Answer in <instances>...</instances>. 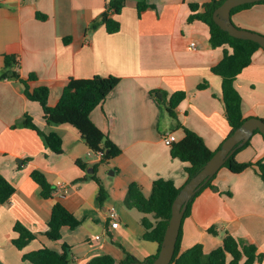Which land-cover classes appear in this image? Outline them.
Instances as JSON below:
<instances>
[{"label":"crops","instance_id":"1","mask_svg":"<svg viewBox=\"0 0 264 264\" xmlns=\"http://www.w3.org/2000/svg\"><path fill=\"white\" fill-rule=\"evenodd\" d=\"M109 1L0 2V68L3 55H16L15 70L22 79L35 77L27 81L30 89L47 87L48 105L57 103L71 77L119 78L90 112V119L120 149L105 162L89 158L88 147L75 127L46 124L38 103L24 96L21 82L0 80V173L14 189L0 203V264H32L23 259L24 254L43 247L62 252L63 243L68 246L69 264H87L103 254L112 256L117 264L123 249L140 263L157 253V243L143 238L146 229L142 222L155 220L124 204L128 186L135 183L144 196L159 178L181 187L187 181V164L171 157L170 147L162 141L166 132H172L176 140L183 132L172 130L173 121L150 95L151 90L164 91L167 98L174 92L184 93L174 110L176 118L210 150H216L229 135L221 103V77L211 72L223 49L210 46L205 23L188 20L192 8L202 12L214 0H146L151 6L140 14L138 0H124L120 12L111 14L119 22L117 32L108 33L102 24L89 30ZM230 19L238 28L264 35V3L238 9ZM234 86L242 99V116L264 120L263 49L253 53ZM25 113L45 134L60 138V153L52 152L41 136L21 126ZM248 140L236 150L234 159H264V137L253 133ZM33 170L40 171L52 187L50 197L40 195L30 177ZM99 186L105 194L101 200ZM55 203L63 205L78 225L63 226L60 239L51 240L45 233ZM111 208L117 211L115 226L110 225ZM16 222L35 235L21 249L12 243L17 237ZM210 226L255 244L262 257L259 264H264V183L254 168L239 173L218 169L210 186L193 198L189 214L181 221L180 249L196 243L206 252L218 247L222 236L208 233Z\"/></svg>","mask_w":264,"mask_h":264},{"label":"trees","instance_id":"2","mask_svg":"<svg viewBox=\"0 0 264 264\" xmlns=\"http://www.w3.org/2000/svg\"><path fill=\"white\" fill-rule=\"evenodd\" d=\"M223 0L211 1L204 5L202 12H196V7L192 8V13L188 20H200L206 24L209 33V44L212 48H222L223 56L221 60L211 68V72L221 77V103L223 105V115L230 126L229 135L247 118L242 116L241 104L242 99L234 86L237 75L243 68L251 62L253 53L262 49L257 43L238 39L229 35L226 31L220 29L212 20L213 10ZM255 3H264V1L243 4L233 8L230 12L246 8ZM124 6V0H110L104 11L100 14L99 20L93 21L88 29L92 30L97 25L102 24L108 33H114L119 30V22L111 17V14H118ZM151 5L146 0H138L136 9L138 14ZM264 50V49H263ZM18 64L16 55H3V65L0 68V80L15 79L22 83L23 94L26 99L37 102L41 108L42 119L48 125L70 124L75 127L85 143V145L94 152H101L102 156L99 162H105L117 156L120 149L114 145L108 137L102 132L90 119V112L97 107L106 97V95L116 86L119 78L113 75L99 76L94 75L89 78H69L63 87L60 98L53 106L48 105V89L45 86L29 88L27 81L35 80L33 75L22 79L15 67ZM204 87L200 85L199 88ZM150 95L162 104L168 116L173 121L172 130L182 129L183 136L175 140L170 147V155L185 162V172L187 180L192 177L204 163L217 151L210 150L203 143L202 139L193 131L182 126L176 118L175 108L177 103L183 98L184 93L181 91L174 92L169 98L161 90H151ZM21 126L29 128L43 138L44 144L54 153L61 152L60 138L54 133L45 134L32 120L31 116L24 114L21 120ZM254 133H259L255 130ZM228 135V136H229ZM247 140L241 147L248 144ZM240 147V148H241ZM239 148V147H238ZM236 148V150L238 149ZM236 150L225 161L222 167H226L232 173H239L247 168H254L264 183V159L255 162H238L234 159ZM215 175V174H214ZM208 182L201 187L188 202L183 214V218L189 214L190 204L193 198L206 186ZM31 179L39 186L40 195L43 198L51 196L52 187L46 181L44 175L37 170L30 174ZM97 181V179L92 176ZM182 187V186H181ZM181 187H176L170 180L162 178L153 181L151 192L144 196L140 188L131 183L128 186L124 204L127 207L135 208L143 214L152 215L155 222H148L143 219V226L146 231L143 238L157 243L158 250L163 236L164 229L170 217L171 203ZM213 186H211L212 188ZM13 187L10 182L0 173V203L5 202L12 194ZM105 196L103 189L99 186L98 199ZM182 218V219H183ZM78 225V220L60 203L52 206L49 220L47 222L46 236L51 240L60 239V229L63 226L74 228ZM17 237L12 240L16 248H23L35 235L25 228L19 222L13 226ZM208 233L213 235L221 234V244L210 250L204 251L201 243L180 249L181 224L175 243L174 254L169 264H259L261 255L257 253L255 244L248 242L243 238H236L226 231H217L214 226L207 229ZM157 250V252H158ZM124 256L117 264H141L137 259L123 249ZM157 253L148 257L144 264H149ZM24 260L32 264H69V251L66 244H62V252H56L46 247L32 251L23 255ZM87 264H116L112 256L108 254L98 255L90 259Z\"/></svg>","mask_w":264,"mask_h":264},{"label":"water","instance_id":"3","mask_svg":"<svg viewBox=\"0 0 264 264\" xmlns=\"http://www.w3.org/2000/svg\"><path fill=\"white\" fill-rule=\"evenodd\" d=\"M264 0H223L212 12V20L222 30L232 37L250 40L264 49V35L236 27L230 19L233 8ZM258 130L264 137V120L257 117L245 119L222 142L220 148L204 163V165L192 176L176 193L170 209V217L164 229L157 255L149 264H169L174 254L175 243L179 227L188 202L194 194L204 186L208 180L218 171L236 148L242 146ZM144 264V262H141Z\"/></svg>","mask_w":264,"mask_h":264},{"label":"built area","instance_id":"4","mask_svg":"<svg viewBox=\"0 0 264 264\" xmlns=\"http://www.w3.org/2000/svg\"><path fill=\"white\" fill-rule=\"evenodd\" d=\"M2 1H5V0H0V2H2ZM190 47L191 48H194V43H190ZM176 140V137H175V135L172 133V132H166V133H164V134H162V141H163V143L165 144V145H171L174 141ZM86 154L88 155V157L89 158H91V157H94L95 159H97V160H100V158H101V156H102V154H101V152H94V151H92L91 149H87L86 150ZM58 186L60 187V186H62L61 185V183H58ZM109 217H110V225L111 226H115L116 225V223H117V221H116V218H117V211H116V209L115 208H111L110 210H109ZM94 238H96V239H98L99 238V236L97 235V236H94Z\"/></svg>","mask_w":264,"mask_h":264},{"label":"rangeland","instance_id":"5","mask_svg":"<svg viewBox=\"0 0 264 264\" xmlns=\"http://www.w3.org/2000/svg\"><path fill=\"white\" fill-rule=\"evenodd\" d=\"M217 229V226H214Z\"/></svg>","mask_w":264,"mask_h":264}]
</instances>
